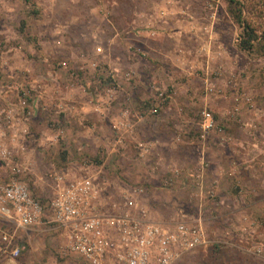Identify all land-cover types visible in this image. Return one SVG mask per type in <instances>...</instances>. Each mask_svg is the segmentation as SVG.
Returning a JSON list of instances; mask_svg holds the SVG:
<instances>
[{
	"label": "rangeland",
	"instance_id": "1",
	"mask_svg": "<svg viewBox=\"0 0 264 264\" xmlns=\"http://www.w3.org/2000/svg\"><path fill=\"white\" fill-rule=\"evenodd\" d=\"M239 15L258 35L248 50ZM158 89L170 97L154 115ZM8 109L29 129L38 198L52 167L89 160L114 198L145 186L158 221L202 207L212 242L175 264H264L250 251L264 243V0H0ZM205 110L221 132L203 139ZM61 243L25 236L12 264H86Z\"/></svg>",
	"mask_w": 264,
	"mask_h": 264
},
{
	"label": "built area",
	"instance_id": "2",
	"mask_svg": "<svg viewBox=\"0 0 264 264\" xmlns=\"http://www.w3.org/2000/svg\"><path fill=\"white\" fill-rule=\"evenodd\" d=\"M169 97L158 89L150 113L158 114ZM129 115L123 111L125 119ZM17 120L14 109L0 113V264H12L21 256L25 236L45 232L59 236L63 252L80 256L86 264H175L212 242L202 207L179 209L174 220L158 221L144 201L145 186L129 185L114 198L89 160L77 171L52 167L46 176L49 195L38 198L26 179L34 175L24 156L30 132ZM131 124L114 120L113 126L120 132ZM200 128L203 139L219 129L210 111L202 112ZM139 146L144 155V145ZM203 181L198 177L202 190ZM250 251L264 259L263 242Z\"/></svg>",
	"mask_w": 264,
	"mask_h": 264
},
{
	"label": "trees",
	"instance_id": "3",
	"mask_svg": "<svg viewBox=\"0 0 264 264\" xmlns=\"http://www.w3.org/2000/svg\"><path fill=\"white\" fill-rule=\"evenodd\" d=\"M229 2L236 3L237 0H229ZM240 17L241 16L239 15L238 20L240 23L242 22L244 24V27L241 33V41L239 43V46L242 49L248 50L252 48L253 41L257 38L258 35L256 34L255 30L248 23H246V21H242Z\"/></svg>",
	"mask_w": 264,
	"mask_h": 264
},
{
	"label": "crops",
	"instance_id": "4",
	"mask_svg": "<svg viewBox=\"0 0 264 264\" xmlns=\"http://www.w3.org/2000/svg\"><path fill=\"white\" fill-rule=\"evenodd\" d=\"M3 174H4V172H3V170L0 167V175H3ZM251 191L254 192L253 189ZM36 236H47V237H49V236H55V235H51L49 232H45V233H42L41 235H35V236H32V234H31V235H29V238H33V237H36Z\"/></svg>",
	"mask_w": 264,
	"mask_h": 264
}]
</instances>
